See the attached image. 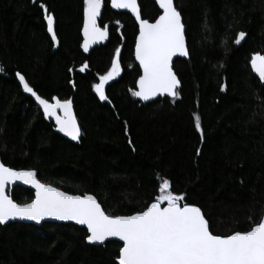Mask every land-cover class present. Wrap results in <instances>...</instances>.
I'll return each instance as SVG.
<instances>
[{"label": "trees", "instance_id": "1", "mask_svg": "<svg viewBox=\"0 0 264 264\" xmlns=\"http://www.w3.org/2000/svg\"><path fill=\"white\" fill-rule=\"evenodd\" d=\"M102 1L100 25L110 23V40L86 55L83 0H0L3 163L35 169L42 182L66 192L93 194L113 215L142 210L168 179L173 192L201 207L214 234L246 230L250 215L264 213V83L250 65L254 53L264 55V0H175L189 58L174 62L179 96L150 103L130 91L141 74L134 57L137 22ZM41 3L54 15L57 50ZM139 3L143 19L160 15L154 0ZM241 31L246 38L237 46ZM117 48L120 76L105 92L111 104L104 103L92 85L109 70ZM17 72L45 99H73L79 144L55 131L23 93ZM10 195L20 204L34 199L22 186ZM87 234L58 222L0 224V264H118L121 242L95 246Z\"/></svg>", "mask_w": 264, "mask_h": 264}, {"label": "snow or ice", "instance_id": "2", "mask_svg": "<svg viewBox=\"0 0 264 264\" xmlns=\"http://www.w3.org/2000/svg\"><path fill=\"white\" fill-rule=\"evenodd\" d=\"M162 13L150 22L142 19L137 0H111L112 7L128 9L139 24L135 39V59L139 62L142 74L136 80V90H130L133 97L148 101L157 95L167 94L178 97L179 80L172 70V58L179 54L187 56L185 29L181 14L174 0H157ZM102 0H83V44L88 52L91 44L102 41L107 36V26H98ZM47 32L53 47L57 45L54 30L55 18L52 12L41 3ZM238 32L235 43L245 37ZM111 60V67L99 76V83L92 88L102 101L108 100L105 84L120 73L118 60L120 49ZM251 67L264 82V55L259 52L251 56ZM87 68L83 64L80 71ZM4 69L0 66V72ZM69 72L72 71L70 68ZM23 91L30 93L43 110L47 119L55 121V127L73 141L80 137V127L73 113L72 99L56 96L45 99L38 95L25 77L16 73ZM71 83V81H70ZM221 90L225 85H220ZM195 129L201 132V120L195 118ZM127 131V129H126ZM131 144V141L129 140ZM197 155L200 149H196ZM32 170H16L0 163V224L11 219H27L40 222L45 217H55L64 221H75L87 228L86 240L89 243L103 242L107 237H118L123 242L119 248L118 264H264V213L258 219L248 217L246 230H232L214 234V229L206 219L200 206L186 202V194L171 190L170 181L163 179L158 194L142 210L128 215L106 213L95 196L72 195L51 184L42 183ZM13 181H23L35 188V198L29 203H16L7 191Z\"/></svg>", "mask_w": 264, "mask_h": 264}, {"label": "water", "instance_id": "3", "mask_svg": "<svg viewBox=\"0 0 264 264\" xmlns=\"http://www.w3.org/2000/svg\"><path fill=\"white\" fill-rule=\"evenodd\" d=\"M110 1V7H111V9L113 10V11H115V12H126V13H129V14H131V16L135 19V16L131 13V11L130 10H128V9H118V8H113L112 7V3H111V0H109ZM155 2H156V4L158 5V8H159V10H160V12L162 13V9H160V7H159V4H158V2H157V0H154ZM137 3H138V7H139V10H140V15H141V18L143 19V17H142V14H141V8H140V3H139V0H137ZM174 5H175V0H174ZM175 7H176V5H175ZM177 8V7H176ZM103 9H104V3H103V1H102V5H101V11H100V16L97 18V23H98V26H100L101 28H104V27H102L101 25H100V19H101V17H102V13H103ZM178 10V9H177ZM179 11V10H178ZM160 13V14H161ZM181 14V13H180ZM136 20V19H135ZM181 20H182V23H183V25H184V22H183V18H182V15H181ZM137 22V21H136ZM151 22V21H150ZM152 22H154V21H152ZM137 25H138V28H139V24H138V22H137ZM106 26H107V36H106V38L104 39V40H102V41H98L97 43H95V44H91L90 45V47H89V50H88V52H84V50H83V48H82V50H83V52L86 54V55H89L90 53H91V51L92 50H94L96 47H98V46H102V45H106L107 43H108V41L110 40V23H108V24H106ZM184 29H185V47H186V50L188 51V55L187 56H180L179 54H177V55H175L173 58H172V61H171V67H172V70H173V72L175 73V75L177 76V79L179 80V86H178V89L181 87V81H180V79H179V77H178V75L176 74V72H175V70H174V62H175V60H177V59H188L189 58V50H188V44H187V38H186V27H185V25H184ZM54 30L56 31V29H55V24H54ZM139 33V32H138ZM50 35V34H49ZM51 37V36H50ZM245 38H246V35H245V37L241 40V42L239 43V44H236L235 43V45H237V46H240L243 42H244V40H245ZM84 38H83V34H82V40H83ZM82 44H83V41H82ZM59 40H58V37H57V45L54 47V50H57L58 48H59ZM120 54H121V50H120ZM120 54H119V56H120ZM261 54V53H260ZM262 55V54H261ZM134 57H135V47H134ZM118 59H119V57H118ZM135 61H136V64L139 66V62L135 59ZM250 65H251V63H250ZM139 68H140V66H139ZM252 68V67H251ZM140 70H141V74H142V69L140 68ZM252 71H253V73L259 78V76H258V74L252 69ZM120 76V73H119V75H117V76H115V77H113V79L112 80H110V81H108L106 84H105V92H106V89H107V87L110 85V84H112V83H114L117 79H118V77ZM18 79V78H17ZM26 79V78H25ZM260 79V78H259ZM26 81H27V79H26ZM261 81V80H260ZM18 82H19V79H18ZM28 82V81H27ZM262 82V81H261ZM264 83V82H263ZM19 84H20V82H19ZM21 85V84H20ZM30 85V84H29ZM21 87H22V85H21ZM136 88H137V86H136ZM178 89H177V91H178ZM22 90H23V88H22ZM35 91V90H34ZM23 93L26 95V96H28V97H31L33 100H34V102L36 103V101H35V98L34 97H32L31 96V94L30 93H26V92H24L23 91ZM38 94V93H37ZM39 95V94H38ZM166 97H168V98H171V99H173V98H175V97H170V96H168L167 94H164V95H157V96H155V97H152V98H150L148 101H142V100H140V98H138V97H136V99L137 100H139L140 102H142V103H150V102H153V101H155V100H157V99H159V98H166ZM72 99V98H71ZM102 102H104V103H110L111 104V102L109 101V100H106V101H102ZM72 103H73V99H72ZM37 104V103H36ZM37 106L39 107V105L37 104ZM40 108V107H39ZM41 109V108H40ZM41 111H42V113H43V110L41 109ZM73 113H74V115L76 116V112H75V109H74V104H73ZM47 121H53L54 122V124H55V121L54 120H51V119H47V118H45ZM76 119H77V116H76ZM77 124H78V126L80 127V125H79V121H78V119H77ZM55 131L58 133V134H60L61 136H63L64 138H66L67 140H69V141H71L72 143H74V144H79L80 143V141H81V137H82V130H81V128H80V137H79V139L78 140H76V141H73L70 137H68V136H66L64 133H61V132H59L58 131V129H56V127H55ZM0 163H3V161H2V159H1V156H0ZM7 166V165H6ZM8 167H10V166H8ZM14 169H16V168H14ZM16 170H28V169H16ZM32 170H34L36 173H37V179H39L38 178V171L37 170H35V169H32ZM40 180V179H39ZM41 181V180H40ZM42 182V181H41ZM42 183H45V182H42ZM48 184V183H47ZM16 186H22V187H25V188H28V189H31V190H33L34 191V198H35V188L32 186V185H29V184H25V183H23V181H13L12 183H11V185H8V186H6L7 187V191H8V193L10 194V192L14 189V187H16ZM53 186V185H52ZM53 187H55V186H53ZM56 188H58V187H56ZM59 190H61V191H64V190H62V189H60V188H58ZM64 192H66V191H64ZM67 193H69V192H67ZM69 194H72V193H69ZM72 195H81V194H72ZM90 195H93V194H90ZM82 196V195H81ZM93 196H95V195H93ZM10 197L13 199V197L10 195ZM96 197V196H95ZM96 199H97V202L98 203H100L99 202V200H98V198L96 197ZM14 200V199H13ZM15 201V200H14ZM16 202V201H15ZM17 203V202H16ZM101 204V203H100ZM101 207L103 208V206H102V204H101ZM104 209V208H103ZM106 212V211H105ZM203 212V211H202ZM11 222H22V223H26V224H34V225H38V226H40L42 223H44V222H58V223H63V224H73V225H76V226H78V227H81V228H86V226H84V225H80V224H77L75 221H64V220H59V219H57V218H55V217H45L44 219H42L40 222H35V221H30V220H27V219H20V218H16V219H11V220H9V221H6L4 224H8V223H11ZM87 229V228H86ZM108 241H119V242H121L122 244H123V242L122 241H120L119 240V238L118 237H107L106 239H105V241H103L102 243L101 242H93V243H90V244H92V245H95V246H100V245H103V244H105L106 242H108ZM89 243V242H88Z\"/></svg>", "mask_w": 264, "mask_h": 264}]
</instances>
